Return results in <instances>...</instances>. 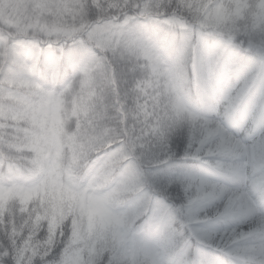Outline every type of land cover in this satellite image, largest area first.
Masks as SVG:
<instances>
[{
    "label": "clouds",
    "instance_id": "1",
    "mask_svg": "<svg viewBox=\"0 0 264 264\" xmlns=\"http://www.w3.org/2000/svg\"><path fill=\"white\" fill-rule=\"evenodd\" d=\"M0 264H264V0H0Z\"/></svg>",
    "mask_w": 264,
    "mask_h": 264
}]
</instances>
